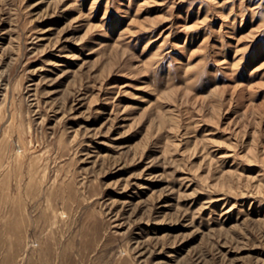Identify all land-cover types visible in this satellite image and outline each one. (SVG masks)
Segmentation results:
<instances>
[{"label": "rangeland", "instance_id": "obj_1", "mask_svg": "<svg viewBox=\"0 0 264 264\" xmlns=\"http://www.w3.org/2000/svg\"><path fill=\"white\" fill-rule=\"evenodd\" d=\"M0 264H264V0H0Z\"/></svg>", "mask_w": 264, "mask_h": 264}]
</instances>
